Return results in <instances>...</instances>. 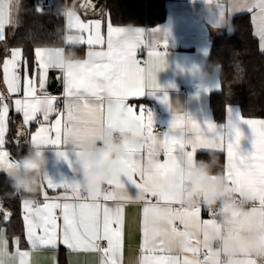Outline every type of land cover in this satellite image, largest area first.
Returning a JSON list of instances; mask_svg holds the SVG:
<instances>
[{"label": "snow or ice", "instance_id": "1", "mask_svg": "<svg viewBox=\"0 0 264 264\" xmlns=\"http://www.w3.org/2000/svg\"><path fill=\"white\" fill-rule=\"evenodd\" d=\"M80 6L95 10L93 0H84ZM20 7L21 0L0 3V41L5 39L6 24H12L14 10L18 22ZM232 7L249 12L257 10L260 20L257 34L260 37V49L264 52V0H242ZM62 14L68 18L70 26L88 33L87 39L79 37L81 44L89 46L87 59L62 71V76L57 77L63 82L62 110L57 107L59 97L46 90L50 67L45 58V49H35L38 72L32 77L29 76L28 61L22 60L20 48H12L10 56H6L2 63L3 81L9 94L21 91L20 69L23 63L24 98H17L12 103L15 111L22 113L24 126L32 121L40 124L31 134V145L41 149L53 146L56 156L71 165L69 152L60 149L99 140L105 129L128 133L136 140L129 146L127 154L113 163L108 188H103L98 194L85 195L74 180L54 183L49 178L47 189H65L63 202L61 197L50 198L46 191L43 193L42 206L24 199L23 220L29 244L34 248L37 245L55 248L62 243L70 250L101 253V264H123L124 207L127 203L141 202L142 255L138 264H221L218 258L220 252L229 251L232 245L225 241L222 242L223 248H213V241H216L220 231L217 214L207 210L212 218L201 220V207L184 206L173 194L163 190L162 182L169 173L191 168L196 161L197 149L224 150L225 139L227 164L223 174L229 183L237 187L238 194L245 190L255 194L251 211L259 222L250 231L254 234L264 233V120L246 119L239 113L234 115L228 108V123L223 129H218L216 124L208 120L197 122L189 114L187 117L174 115L169 132L160 137L154 135L151 111L141 105L140 113L136 115L126 101L130 96L143 97L145 89L151 90L153 95L161 90L157 73L167 66L166 36L163 43L165 51L153 48L148 52L149 59L142 66V62L137 59V51L142 46L143 29L113 27L109 22L107 50H92V46L105 43L101 35V21L85 23L73 9L68 8L63 9ZM223 22L221 12L214 24ZM148 47L152 48V45ZM213 86L218 89L221 87L219 82ZM7 100V96L0 93V170L6 173L17 164V160L3 150L10 111ZM162 102L174 111L167 94L163 96ZM52 114H55L54 120H50ZM38 116H42L43 120L40 121ZM240 124L247 125L253 134V150L246 154L241 151V141L245 137ZM188 132L194 135H188ZM23 134V127L18 128V144ZM186 146H190L191 150L185 151L183 157L179 155L180 151L173 154ZM161 150L165 156L163 161L158 158ZM145 151L146 159L143 156ZM129 185L136 189L134 194L129 191ZM101 198L105 203L100 202ZM107 201L114 202V206H110ZM57 210H60V215H57ZM10 215V212L5 211L4 220L7 221ZM61 216L62 231L57 223ZM101 242H106V246ZM14 243L17 250L10 253L8 240L3 230H0V264H16L17 258L19 264H28V253L20 251L19 238ZM203 249L207 251L204 259L199 260L197 257ZM187 253H191L192 258H188ZM244 255L249 256L246 253ZM239 264H256V261L244 258L240 259Z\"/></svg>", "mask_w": 264, "mask_h": 264}, {"label": "crops", "instance_id": "2", "mask_svg": "<svg viewBox=\"0 0 264 264\" xmlns=\"http://www.w3.org/2000/svg\"><path fill=\"white\" fill-rule=\"evenodd\" d=\"M24 0H21V3ZM8 0H0V3H7ZM242 0H165L166 8V18L165 21L156 26H131L123 27L126 29H143L142 33V46L137 51V59L142 62L149 59L148 52L153 48L156 51L163 52L165 51L163 47L164 39L166 36L168 47H167V66L163 68L162 71L157 73V82L160 85L159 91L154 95L151 94V90L145 89L146 93L143 97H129L126 103L129 106H132L136 115L140 113V106L143 105L145 109L151 111L153 114L154 125H153V134L160 137L163 133H167L170 130L171 123L173 121L174 115L185 116L189 114L197 122H203L205 120L211 121L217 125L218 129H223L228 123V111H226V118L224 122H218L215 120L213 115V110L211 107V97L213 94L220 92L221 87L218 89L214 87L215 82H220V74L214 78L212 81L203 79L200 75L198 69L205 67L208 64L209 56L212 50L213 40L221 35L224 32L232 33V20L234 17L240 14H250L253 24V33L255 38L259 42L260 47V37L257 34L260 26V20L257 16V10L253 9L251 12L247 10H234L233 5L241 3ZM78 0H47L46 8L48 11H56L63 13V9H73L77 15L80 16V19L88 23L89 21L100 20L101 21V35L104 38L105 43L103 45H94L92 50H107V26L108 23L112 22L109 19V16H104L99 19H87L83 17L78 9ZM223 13L224 22L219 24H214V21L217 20L220 16V13ZM16 11H13V21L12 24H6L5 26V39L0 41V93H3L8 97V100L13 102L15 99H23V63L21 64L20 74H21V91L19 93L9 94L7 92V86L3 81V69L2 63L6 56H10V43L7 40V33L9 29L12 28L14 18L16 16ZM255 17V18H254ZM113 27H121L112 24ZM64 27H65V36H68L71 39V43L66 44L64 39V46L58 48H64L67 51V48L75 49L78 56L84 60L87 59V52L89 51V46L87 44H79V46L71 45L74 42V37L70 34L83 36L85 39L88 37L87 32H80L75 27L69 25L68 18L64 15ZM151 44L152 48L148 47ZM46 50V54L56 48H42ZM261 50V49H260ZM262 52V51H261ZM264 53V52H263ZM22 60H24L22 52ZM53 69H49V72ZM59 71V76H62V71ZM38 72V64L35 58V66L33 70L29 69V76L32 77ZM48 72V78H49ZM38 80V76H37ZM49 80V79H48ZM37 89L39 85L37 82ZM209 89V91H205ZM46 90L48 93L59 97L57 107L63 109V82L60 79V86L56 89L55 92H50L48 89V82L46 85ZM39 95V90L38 93ZM167 94L169 97V102L173 106V112L169 105L162 102L163 96ZM13 106V114L16 117H19L21 123L23 124L22 113H17L15 111V106ZM232 113L235 115L239 113L243 117L240 108L236 106H230ZM227 108V109H228ZM10 111H9V123L8 131L6 133L5 139L6 143L9 137L10 129ZM42 118V116H38ZM55 114L50 116V120H54ZM245 118V117H243ZM249 119V118H246ZM264 120V119H256ZM161 125L163 128L162 131H155V126ZM39 126L35 125V121L30 122L25 126L27 129V145H31V134H33ZM241 131L244 134V139L241 141V151L246 154L253 150L252 148V137L253 134L251 129L245 125L240 124ZM188 135H194L192 132H188ZM6 143L3 150H6ZM227 139H225V149H197L195 154V159H207L209 151L215 153L219 157V165L217 171L224 173L226 170L227 164V152H226ZM71 146H65L60 150L68 151L71 157ZM45 155L49 157L53 163L49 164L48 175L49 178L54 183H62L64 181L71 182L74 180V174L71 170L70 164L68 161L61 159L59 165L54 163L56 159V152L53 146L43 149ZM185 151H190V146H186ZM180 150L177 149L173 154L176 155ZM9 152V151H8ZM144 158H147V152L143 153ZM161 161L165 159L164 153L161 150L158 157ZM223 158L224 167H221V160ZM0 173L6 172L0 170ZM138 179V177H136ZM125 179L126 178H122ZM105 186H108L107 184ZM47 192V195L50 198L61 197V202H63V195L65 194V189H47L46 183L42 190V195L40 198H35V200H44V192ZM129 191L135 193L136 189L133 186L129 185ZM70 194V190H68ZM23 201V200H22ZM72 202V201H69ZM102 204L105 201H100ZM110 206H114V202L107 201ZM21 214L22 219L24 216L22 202H21ZM57 215H60V210H57ZM142 218H143V203H127L124 207V233H123V247H122V262L123 264H138L139 257L142 255L140 245L142 243ZM212 217L201 212V220L211 219ZM58 225H60V231H62L63 220L62 216L58 220ZM3 220H0V230H3L5 237L8 240V251L10 253H15L17 250V245L14 243V240L18 237H14L10 240L6 234V226ZM24 225V220H23ZM115 227V226H114ZM40 232V229H37ZM24 241H21L19 244V249L21 252H27L28 256L26 257L28 264H101L102 254L92 251L84 250H70L62 243H59L57 247L53 248L51 246H42L37 245L35 248L29 244L26 238V232L24 228ZM202 239V234L201 237ZM220 245L218 241H213V248L219 249ZM206 249H203L197 259L200 260V254L206 252ZM183 255V254H182ZM188 258H192L191 253L186 254ZM221 252V258H222ZM250 258L258 262V258L253 256L245 257L244 254H241L240 259ZM16 264H19V259L17 258Z\"/></svg>", "mask_w": 264, "mask_h": 264}, {"label": "clouds", "instance_id": "3", "mask_svg": "<svg viewBox=\"0 0 264 264\" xmlns=\"http://www.w3.org/2000/svg\"><path fill=\"white\" fill-rule=\"evenodd\" d=\"M74 37L71 45L79 46L80 37ZM68 36L65 43L69 44ZM46 61L53 70L64 71L75 67L82 59L75 49L56 48L46 54ZM219 62H209L198 69L203 79L212 81L222 72ZM136 137L116 130L105 129L102 137L96 141L71 145V170L74 181L80 185L85 195L98 194L111 177L113 163L127 154L128 148ZM185 148L180 149L183 157ZM61 158L54 163L59 165ZM53 163L43 149L32 146L17 159L16 166L7 173L13 194H23L32 201L42 191L49 179L48 167ZM219 157L209 151L207 159L196 160L191 168H181L169 173L162 182L165 192L173 194L184 206L204 207L217 214L220 231L216 241L232 245L229 251L219 255L221 264H239L241 254L258 258L257 264H264V233H252L250 230L258 224V218L252 214L255 194L242 191L238 194L235 185L229 183L224 174L217 171ZM190 173V174H188Z\"/></svg>", "mask_w": 264, "mask_h": 264}, {"label": "trees", "instance_id": "4", "mask_svg": "<svg viewBox=\"0 0 264 264\" xmlns=\"http://www.w3.org/2000/svg\"><path fill=\"white\" fill-rule=\"evenodd\" d=\"M47 0H24L7 33L11 48H20L28 68L34 69L36 48H58L64 46V15L61 12L48 11ZM37 9L42 11L38 12ZM109 16L112 24L121 27L156 26L165 21V0H105L103 15ZM71 48H67L70 50ZM222 65L220 73L221 90L211 97V107L215 120L224 122L227 108H240L243 117L264 119V53L253 33L250 14H240L232 20V33L227 31L215 38L209 56V62ZM19 117H10L9 137L6 149L11 158L18 159L31 147L16 146L12 136L16 130ZM221 167H224L223 158ZM8 177L0 173V203L9 211L10 222L5 226L7 237H18L24 241V225L21 214V202L29 199L23 194L12 195ZM42 191L35 198H40ZM3 220V215H0Z\"/></svg>", "mask_w": 264, "mask_h": 264}, {"label": "built area", "instance_id": "5", "mask_svg": "<svg viewBox=\"0 0 264 264\" xmlns=\"http://www.w3.org/2000/svg\"><path fill=\"white\" fill-rule=\"evenodd\" d=\"M46 0H40V2H45ZM84 2V0H79V3H78V9H79V12L80 14L87 18V19H99L102 17L103 15V6H104V2L105 1H101V0H93V3L95 4V10H92V9H85V8H82L80 5ZM59 77V75L57 76ZM58 80V84L60 86V79H57ZM8 98V97H7ZM8 101V100H7ZM40 121H42L43 119L41 118H38ZM35 125L36 126H40V124H38L36 121H35ZM20 127H23V136L20 138V143L18 144L17 143V129L20 128ZM163 128L161 127V125H156L155 126V131L157 132H160L162 131ZM27 136H28V133H27V129L25 128V126L20 122L18 123L17 127H16V130L12 136V141L13 143L16 145V146H19V147H24V146H27V143H25L24 141H27ZM105 189L108 188V186H104ZM18 196H21V194H18ZM35 202L38 204V205H41L44 203V200H35ZM202 208V213L206 214L209 216L208 214V211L206 208L204 207H201ZM6 210L3 209L2 207V210H0V215H3V221L5 224H8L10 222V217L7 221L4 220V212ZM9 212V211H7ZM104 246H106V242H101ZM204 255H205V252H202L200 254V260H203L204 259Z\"/></svg>", "mask_w": 264, "mask_h": 264}, {"label": "water", "instance_id": "6", "mask_svg": "<svg viewBox=\"0 0 264 264\" xmlns=\"http://www.w3.org/2000/svg\"><path fill=\"white\" fill-rule=\"evenodd\" d=\"M101 1H105V0H101ZM58 75H59L58 70H51L49 72L48 89L50 92H55L56 89L59 87L58 80H57ZM7 102L10 103V115H12L13 114L12 102L9 100Z\"/></svg>", "mask_w": 264, "mask_h": 264}, {"label": "rangeland", "instance_id": "7", "mask_svg": "<svg viewBox=\"0 0 264 264\" xmlns=\"http://www.w3.org/2000/svg\"><path fill=\"white\" fill-rule=\"evenodd\" d=\"M79 1V0H78Z\"/></svg>", "mask_w": 264, "mask_h": 264}]
</instances>
